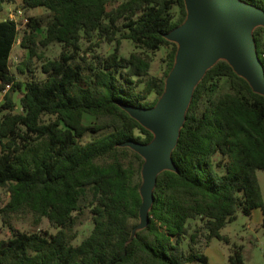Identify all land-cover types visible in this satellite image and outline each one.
<instances>
[{"label":"trees","instance_id":"1","mask_svg":"<svg viewBox=\"0 0 264 264\" xmlns=\"http://www.w3.org/2000/svg\"><path fill=\"white\" fill-rule=\"evenodd\" d=\"M239 1L264 12V0ZM20 2L45 13L24 23L27 56L16 68L30 73L26 80L11 68L18 22L0 19V190L8 194L0 221L10 231L0 239V264H210L200 239L227 242L220 230L239 209H260L264 227L256 176L264 171V94L225 59L193 88L171 167L156 174L142 223L145 158L131 145L154 135L127 108L153 109L164 94L178 48L167 36L185 23V0ZM250 34L264 75V24ZM123 39L134 46L127 56ZM104 42L113 48L100 53ZM54 43L59 54L46 58L40 48ZM162 47L157 76L150 67ZM34 60L44 77L34 75ZM12 91L21 92L18 104ZM84 210L91 229L74 243ZM44 218L55 232L40 228ZM241 250L234 246L230 264H243Z\"/></svg>","mask_w":264,"mask_h":264},{"label":"water","instance_id":"2","mask_svg":"<svg viewBox=\"0 0 264 264\" xmlns=\"http://www.w3.org/2000/svg\"><path fill=\"white\" fill-rule=\"evenodd\" d=\"M185 2L188 12L185 23L168 35L181 45L166 79L164 94L153 109L127 108L157 134L152 145H148L152 141L135 144L145 158L141 192L143 197L147 195V202L153 197L151 188L156 174L171 167L170 152L192 90L207 68L217 60L225 59L255 91L264 94V75L250 34L254 26L264 24V12L239 0ZM145 201L144 197V207Z\"/></svg>","mask_w":264,"mask_h":264},{"label":"rangeland","instance_id":"3","mask_svg":"<svg viewBox=\"0 0 264 264\" xmlns=\"http://www.w3.org/2000/svg\"><path fill=\"white\" fill-rule=\"evenodd\" d=\"M20 10L21 13L17 11ZM45 13L43 8L35 9H25L21 6L20 0H6L4 3L3 10L0 12V19L13 17L18 22L19 34L16 41L14 50L11 54V68L15 72L18 79L26 80L29 76V72H20L17 70V64L27 56V51L20 46L19 41L24 29L25 18L31 15H41ZM39 35L42 37L44 34L43 29L38 30ZM168 39L173 40L170 36ZM177 47L180 48L181 42L175 41ZM87 44L82 43V46L85 47ZM113 44L111 43H102L101 46L97 49L100 53H107L111 51ZM134 49L132 42L128 39L122 40V45L120 53L127 56L130 51ZM61 50V45L58 43L51 44L47 47H41L40 52L46 58H53L59 54ZM167 48L162 47L159 50L153 52V59L150 67V73L160 76L163 73L164 69V57L166 54ZM36 65V70L34 75L37 77H44L45 74L40 70L41 62L34 60ZM21 95L20 91H12L10 96L12 100L18 104L19 97ZM4 92L0 91V103L3 101ZM18 109V106L17 108ZM153 140L150 144L152 145L157 137V134L153 132ZM92 136L87 135L84 137V140L90 139ZM135 149H139L138 145H131ZM256 176L260 185V190L262 194V199L264 201V171L256 170ZM8 194L4 190H0V205L5 202L8 198ZM146 198L147 205V195H144ZM145 210L142 209V223L145 218ZM261 213L258 209H254L251 214H244L240 209L237 211V216L234 220L226 223V225L220 230V232L228 237V241L220 240L217 238H212L208 243L205 239L201 238L199 246L203 253L208 257L210 264H230L228 262V255L234 249V246H241L242 255H243V264H264V227L261 225ZM193 224H199V220H194ZM16 227L21 230H29L30 226L27 221L18 220L15 223ZM91 217L87 210L82 211L78 215V224L76 225V230L78 236L73 241L78 243L83 237H85L91 229ZM41 229H47L50 232H55L56 228L51 226L46 218L42 219L40 224ZM10 235V231L6 226H3L0 221V239H6Z\"/></svg>","mask_w":264,"mask_h":264},{"label":"built area","instance_id":"4","mask_svg":"<svg viewBox=\"0 0 264 264\" xmlns=\"http://www.w3.org/2000/svg\"><path fill=\"white\" fill-rule=\"evenodd\" d=\"M17 12H18V13H21L20 10H18ZM9 18H13V17H9ZM13 19H14V18H13ZM25 21H26V18H25ZM2 91L5 93L6 89H3Z\"/></svg>","mask_w":264,"mask_h":264},{"label":"crops","instance_id":"5","mask_svg":"<svg viewBox=\"0 0 264 264\" xmlns=\"http://www.w3.org/2000/svg\"><path fill=\"white\" fill-rule=\"evenodd\" d=\"M14 47H15V45H14ZM14 47L12 48V52L14 50ZM12 52H11V54H12ZM10 57H11V55H10ZM256 209H258V208H256ZM258 210L260 211V209H258ZM260 213H261V211H260ZM261 217H262V214H261Z\"/></svg>","mask_w":264,"mask_h":264}]
</instances>
